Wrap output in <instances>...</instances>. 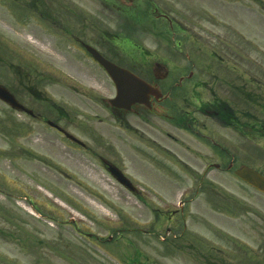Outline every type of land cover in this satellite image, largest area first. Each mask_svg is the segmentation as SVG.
<instances>
[{
  "label": "rangeland",
  "instance_id": "374dc122",
  "mask_svg": "<svg viewBox=\"0 0 264 264\" xmlns=\"http://www.w3.org/2000/svg\"><path fill=\"white\" fill-rule=\"evenodd\" d=\"M192 9L198 22L218 32L208 23L216 15L214 23L227 33L223 54L230 64L237 56V112L239 124L247 123L237 129V169L264 173V130L255 132L254 123L264 125V0H178L175 17L189 18ZM81 11L102 10L93 0H0V83L10 85L14 71L51 80L41 88L64 109L68 131L135 183L142 180L136 184L142 194L126 191L83 149L52 133H30L38 127L0 103V264H195L201 242L223 245L224 236L237 237V264H264V195L216 170L211 177L223 183L209 194L196 198L195 185L179 184L178 160L193 157L185 133L155 115H130L134 127L127 129L102 105L101 95L115 90L75 49ZM21 36L47 42L50 52L21 44ZM185 187L191 191L184 199L187 229L175 230L182 220L170 217L181 208ZM228 198L237 200L236 218Z\"/></svg>",
  "mask_w": 264,
  "mask_h": 264
},
{
  "label": "flooded vegetation",
  "instance_id": "af4514ba",
  "mask_svg": "<svg viewBox=\"0 0 264 264\" xmlns=\"http://www.w3.org/2000/svg\"><path fill=\"white\" fill-rule=\"evenodd\" d=\"M93 3L101 8V15L82 12L76 37L79 53L85 55L92 68L110 81L112 88L115 86L109 75L90 56L85 49L86 45L95 49L109 62L133 73L152 88L147 93L144 102L146 105L135 104L130 112L113 109L108 105L109 99L115 97V93L110 97L101 95L99 101L118 119H122L126 128L134 127L130 115L137 118L143 115L168 116L166 120L162 119L169 121L176 130L184 132L187 137L186 147L188 151L193 150L189 163L181 159L178 162L182 168L177 170L180 173L177 175L179 184L187 185L191 182L196 186L197 196L209 194L211 187L223 183L222 179L211 177L212 170L234 175L233 172L237 169V56H233L231 64L230 55L226 56L228 62L226 61L223 54L225 29L220 34L219 25L213 23L215 19L210 21V25L211 28L215 26L218 32L207 29L192 15H188L189 18L180 17L187 23L186 27L175 17L178 16V0H93ZM107 11L108 18L102 16ZM194 27L206 33L205 44L200 41L202 38L194 37H201L195 33ZM236 34L234 31L235 37ZM194 40L200 43L197 51L208 53L202 62L194 54ZM210 40L216 41L217 45H212ZM17 75H20V80L15 79L8 88L20 107H8L0 101L9 108L11 115L16 118L26 117L31 124L38 127L36 131L29 127L30 133H52L60 139H66L77 149L83 148L103 167V156L68 131L70 127L67 124L70 121L66 118L64 109L42 90L46 79H33L31 74ZM179 100L186 104V109H177L176 101ZM200 117L206 121H202ZM39 127L43 130L40 131ZM20 129L18 130L21 131ZM71 133L74 138L70 137ZM190 163L199 169L193 171ZM182 174L187 176L183 177ZM188 175H192L191 179ZM235 179L237 180L236 177ZM184 193L188 194V191L184 190ZM228 200L231 201L228 209L234 210L236 218L237 200ZM185 217L187 214L184 208L181 214L170 217L171 221L180 218L182 220L180 224L176 222L172 229L182 228L186 231ZM197 219L192 216L191 221L198 222ZM224 237L226 240L223 245H213L201 242L195 236L194 242L204 244V248L198 249L200 252H195V264H237V237ZM195 245L192 243L189 248L193 249Z\"/></svg>",
  "mask_w": 264,
  "mask_h": 264
},
{
  "label": "water",
  "instance_id": "95a60500",
  "mask_svg": "<svg viewBox=\"0 0 264 264\" xmlns=\"http://www.w3.org/2000/svg\"><path fill=\"white\" fill-rule=\"evenodd\" d=\"M93 56L107 70L116 84L118 97L112 101L113 106L130 109L133 103L142 102L141 100L139 101L138 98L140 93H145V91L149 90V86L147 84L136 78L133 74L107 62L100 56H97L94 53ZM0 98L11 106L15 105L14 100L12 99L13 97L6 89H3L1 86ZM109 170L115 179H117L128 189L132 190L131 184L117 168L109 166ZM235 174L242 181H244V183L252 186L253 189L255 188L259 192L264 193V176L259 172H256L255 170H252L248 167H242L237 170Z\"/></svg>",
  "mask_w": 264,
  "mask_h": 264
},
{
  "label": "bare ground",
  "instance_id": "6f19581e",
  "mask_svg": "<svg viewBox=\"0 0 264 264\" xmlns=\"http://www.w3.org/2000/svg\"><path fill=\"white\" fill-rule=\"evenodd\" d=\"M19 42L21 44H25L26 46H29L30 48L38 51L39 53L46 55L47 53L50 52V46L47 44V42H44L43 40L39 39H32L28 40L27 38L21 36L19 37Z\"/></svg>",
  "mask_w": 264,
  "mask_h": 264
}]
</instances>
